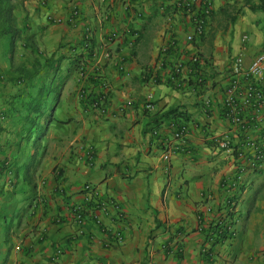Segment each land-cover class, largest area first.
I'll return each mask as SVG.
<instances>
[{"label":"crops","instance_id":"obj_1","mask_svg":"<svg viewBox=\"0 0 264 264\" xmlns=\"http://www.w3.org/2000/svg\"><path fill=\"white\" fill-rule=\"evenodd\" d=\"M20 1L0 39L13 78L0 88V264H264V167L230 188L233 152L213 141L231 130V61L264 50V10L250 8L263 0H212L201 37L172 0ZM101 81L108 112L86 98ZM176 118L186 150L168 154L172 134L155 131ZM87 184L106 207L79 223Z\"/></svg>","mask_w":264,"mask_h":264},{"label":"built area","instance_id":"obj_2","mask_svg":"<svg viewBox=\"0 0 264 264\" xmlns=\"http://www.w3.org/2000/svg\"><path fill=\"white\" fill-rule=\"evenodd\" d=\"M173 8L176 11L186 15H195L194 27L195 35L201 37L206 30L207 20L212 15L213 1L212 0H172ZM80 16L79 10L73 11V17ZM86 47L91 45L92 30L86 28ZM117 37V34H112L111 39ZM245 36V40H248ZM97 54L94 53L93 57ZM192 63L199 61L198 56H194ZM176 74H183L189 70V66L183 62L175 63ZM85 66L81 65L80 72L85 70ZM121 69L124 65L121 64ZM229 79L225 88L222 111L225 118L228 120L231 130L224 133L220 137L213 138L216 148L221 151H232L234 155V168L236 174L231 180L229 187H241L245 183V174L256 172L264 167V50L258 53L252 62L244 65L242 56H237L231 61L229 66ZM104 89L98 94H90L86 98L95 109L101 112H108L109 92L107 83L101 81ZM147 109L155 108V98L151 94L146 102ZM5 115H1L4 118ZM163 131H170L171 138L164 137V149L166 153L183 152L186 150L187 138L189 135V126L184 121H179L177 118L166 124L161 130L155 131L157 134H163ZM85 190L89 194V201L92 204L91 210L87 207L74 206L73 213L79 223L87 221L90 214L95 213L98 209L105 208L98 197L95 189L87 184ZM237 202L230 203L232 210H235ZM222 226H219V229ZM219 230V232H221ZM228 233L227 239L233 238V231H222ZM222 233V234H223ZM118 239L122 241V235H118ZM63 251L58 250V254Z\"/></svg>","mask_w":264,"mask_h":264},{"label":"trees","instance_id":"obj_3","mask_svg":"<svg viewBox=\"0 0 264 264\" xmlns=\"http://www.w3.org/2000/svg\"><path fill=\"white\" fill-rule=\"evenodd\" d=\"M252 10H264V0L261 4H251ZM235 17H233V21ZM16 30L14 15V0H0V39L13 33ZM228 233H223L222 238H227Z\"/></svg>","mask_w":264,"mask_h":264},{"label":"rangeland","instance_id":"obj_4","mask_svg":"<svg viewBox=\"0 0 264 264\" xmlns=\"http://www.w3.org/2000/svg\"><path fill=\"white\" fill-rule=\"evenodd\" d=\"M19 10H21V1L20 0H14V15H15V22H16V20H17V17H16V14H15V11L17 12V11H19ZM22 35V34H21ZM21 35H20V37H21ZM20 54H19V56L21 57V58H23L24 57V55L25 54H23L24 52H23V49H20ZM86 65V64H85ZM79 71H81L80 70V68H79ZM84 72V71H83ZM83 72H81V73H83ZM20 77H23V74H20ZM13 81V78H11V77H6L5 75H4V73L3 72H1L0 71V84L2 85V86H0V88L1 87H3V84H4V82L7 84L9 81L12 83V81ZM19 82V81H18ZM19 84H21L20 82H19Z\"/></svg>","mask_w":264,"mask_h":264}]
</instances>
